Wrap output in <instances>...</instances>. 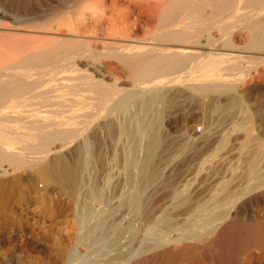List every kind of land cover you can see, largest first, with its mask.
<instances>
[{
  "label": "bare ground",
  "instance_id": "obj_1",
  "mask_svg": "<svg viewBox=\"0 0 264 264\" xmlns=\"http://www.w3.org/2000/svg\"><path fill=\"white\" fill-rule=\"evenodd\" d=\"M59 4L63 9L38 27L40 43L16 42L13 37L0 43L2 51L13 52L11 60L0 66V105L9 99H35L50 107H85L79 114L71 111L73 123L34 116L21 133L0 128V163H24L22 156L8 154L7 140L24 142L26 150L37 154L53 151L49 161L38 165V176L70 191V201L56 208L59 238L54 259L45 264H264V140H234L214 158L215 149L223 144L215 131L192 138L195 147L184 157L172 152L131 156L132 166L120 173L105 171L109 167L87 170L83 155L87 143L78 145L73 163L59 155L66 140L77 136V125L91 123L95 113L89 109L102 111L122 90L79 65L97 61L114 79L118 65L127 70L133 85L119 104L143 90L171 89L208 61L209 73L218 76L224 68L217 66L216 58L231 53L215 48L216 32L227 31L238 10H247L239 18L250 31L245 49L264 50V0H61ZM86 5L103 9L104 15L71 30L69 16L74 19ZM14 7L27 10L24 3L13 0L0 4V26H5L1 22ZM223 85L213 78L190 88L212 92ZM3 189L0 181V200Z\"/></svg>",
  "mask_w": 264,
  "mask_h": 264
},
{
  "label": "rangeland",
  "instance_id": "obj_2",
  "mask_svg": "<svg viewBox=\"0 0 264 264\" xmlns=\"http://www.w3.org/2000/svg\"><path fill=\"white\" fill-rule=\"evenodd\" d=\"M8 1L0 0V4ZM13 1L19 5L24 3L27 10L14 7L7 11L9 15L5 18L6 21L1 22L5 26H0L3 29L0 30V43L8 37H13L16 42L40 43L42 35L38 27L63 9L59 4L61 0ZM246 11H237L236 17L229 21L232 25L227 31L216 32L218 42L215 43V48H221L220 53L240 55V58L235 59L231 55L218 56L217 66L224 68L218 76H214L213 71L209 73L208 67L212 63L208 61L201 70L187 75L182 80L183 83H176L171 89L143 90L119 104L121 96L133 85L127 70L126 74L118 65V77L114 79L99 67L97 61H86L79 65L81 69L122 90L102 111L92 107L89 109L95 113L91 123L78 124L77 136H81L68 138L59 148V155L66 162L73 163L77 159L75 151L78 145L87 143V153L83 154L88 160L87 170H100V167L105 170L104 168L109 167L105 171L120 173L132 166V157L142 158L147 153L159 155L172 152L184 157L195 147L192 138L211 135L215 131L216 134L213 135L221 138L223 144L215 149L216 153L212 155L214 158L225 153L234 140L240 142L250 137L264 140V50L245 49L251 42L250 31L244 28L239 18ZM15 16L19 17L16 19ZM13 29L19 31L15 32ZM221 44H230L234 48L222 47ZM230 49L235 50V53L229 51ZM0 53L3 54H0V66L9 62L13 56L12 51L4 52L0 49ZM213 78L224 83L221 89L205 92L190 88L192 84H203ZM1 107L0 128L16 130L19 133L34 116L42 120L55 116L56 120L63 123H73L69 119L72 112L79 114L85 108L80 104L50 107L39 105L35 99H9ZM60 127L63 128L64 125ZM172 139L173 142H170ZM5 143L12 150L8 154L22 156L24 163H0V181L4 183L0 200V264H45L54 259L59 238L56 208L70 201V191L53 186L38 176V165L49 161L54 156L53 151L37 154L26 150L24 142L7 140ZM261 149L263 165L264 147ZM37 158H42L39 163L36 162ZM15 179L19 182L14 183Z\"/></svg>",
  "mask_w": 264,
  "mask_h": 264
},
{
  "label": "clouds",
  "instance_id": "obj_3",
  "mask_svg": "<svg viewBox=\"0 0 264 264\" xmlns=\"http://www.w3.org/2000/svg\"><path fill=\"white\" fill-rule=\"evenodd\" d=\"M104 10L95 5H86L81 8L77 16L73 19L69 16L68 24L71 30H76L77 25L86 24L90 19L95 20L98 16H103Z\"/></svg>",
  "mask_w": 264,
  "mask_h": 264
}]
</instances>
